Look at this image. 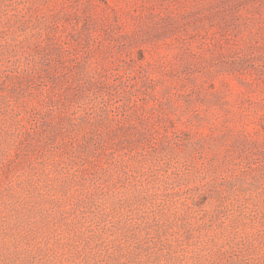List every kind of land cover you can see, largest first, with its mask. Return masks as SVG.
<instances>
[{
    "label": "rangeland",
    "instance_id": "rangeland-1",
    "mask_svg": "<svg viewBox=\"0 0 264 264\" xmlns=\"http://www.w3.org/2000/svg\"><path fill=\"white\" fill-rule=\"evenodd\" d=\"M0 264H264V0H0Z\"/></svg>",
    "mask_w": 264,
    "mask_h": 264
}]
</instances>
